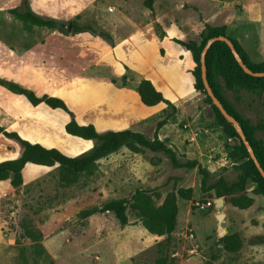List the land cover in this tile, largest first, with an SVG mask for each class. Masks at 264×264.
Returning <instances> with one entry per match:
<instances>
[{
	"label": "rangeland",
	"instance_id": "1",
	"mask_svg": "<svg viewBox=\"0 0 264 264\" xmlns=\"http://www.w3.org/2000/svg\"><path fill=\"white\" fill-rule=\"evenodd\" d=\"M152 1L149 9L146 0H0V62L24 63L46 81L58 82L82 69V61L77 62L86 53L84 46L111 44L113 37L136 26L161 27V22L175 21L189 32L188 40L202 47L209 35L206 26H226L227 16L233 19L229 31L238 27L234 24L238 19L246 23L242 39L235 41L247 61L264 62V0ZM27 6L43 18L54 19L57 26L24 25L10 12ZM254 15L256 21L251 20ZM79 34L88 40L85 37L83 42ZM51 43L56 49L54 60L49 56ZM214 57L215 53L211 62ZM88 72L102 71L94 67ZM211 76L223 100L244 121L252 141L260 144L264 158V89L234 92ZM167 115L166 123L156 129ZM227 123L200 92L175 108L165 106L142 131L148 139L157 135L168 144L181 165L163 152L144 149L132 154L122 147L113 160L95 163L72 184L59 181L58 166L17 188L9 181L0 183V264H264V187L248 178L245 192L253 202L239 209L228 203L225 184L218 182L224 179L231 184L241 173L227 157V147L239 142L235 135L225 134ZM204 151L211 152L203 158L210 174L201 186L197 168L184 163L198 161ZM11 153L0 137V159ZM171 191L177 193V227L169 237L150 234L137 209L146 201L160 206ZM207 200L212 205L205 209L195 204ZM116 201L126 205L125 225L106 209ZM228 236L233 240L226 245L223 240Z\"/></svg>",
	"mask_w": 264,
	"mask_h": 264
},
{
	"label": "crops",
	"instance_id": "2",
	"mask_svg": "<svg viewBox=\"0 0 264 264\" xmlns=\"http://www.w3.org/2000/svg\"><path fill=\"white\" fill-rule=\"evenodd\" d=\"M256 18L254 15L251 20L256 21ZM223 23L228 28L226 30L228 33L233 35V32H236L234 40L242 39L245 21L244 23L240 19L235 21L234 24H238V27L233 32L229 31L233 24L230 16H227ZM159 24L165 33L163 37L156 34L153 25H144L136 26L122 36L113 37L111 44L100 42L97 48L84 46L86 53L81 56L82 59L76 61L77 65L82 61L79 64L80 67L83 66L82 69L58 79V82L54 79H51V82L49 79L46 81L37 71L26 67L24 63H9L4 59L0 62V78L17 83L39 96L48 94L61 98L79 124H92L100 132L126 128L142 132L165 108V104L160 102L147 106L140 101L135 87L141 79L150 80L155 88L176 106L186 99L195 98L200 93L195 88V77L192 72L195 67L193 55L175 41L188 40L189 32L182 28L181 23L175 21ZM80 36H84L83 42L85 37L88 40L87 35ZM48 49L50 59L54 60L56 55L54 44L51 43ZM94 67L102 72L97 74L88 72ZM107 71L118 78L116 83L106 77ZM123 75L126 76L129 85L121 83L120 78ZM69 120V114L62 109L51 108L43 102L32 105L23 95L0 86V125L31 143H38L47 148L55 147L71 157L87 152L94 142L66 133L64 127ZM0 137L4 144L12 149V153L0 161L16 158L20 154L18 144L1 133ZM122 152L120 148L98 159L96 163L111 161L115 155ZM208 153L211 152L204 151L201 153L202 156L198 157V162L202 166L207 167L203 158ZM55 166L57 164L45 166L28 162L22 169L23 182ZM7 181L9 180H2L0 183Z\"/></svg>",
	"mask_w": 264,
	"mask_h": 264
},
{
	"label": "trees",
	"instance_id": "3",
	"mask_svg": "<svg viewBox=\"0 0 264 264\" xmlns=\"http://www.w3.org/2000/svg\"><path fill=\"white\" fill-rule=\"evenodd\" d=\"M152 0H146V6L152 9ZM10 12L23 22L24 25H34L38 27L55 28L57 23L54 19H46L35 14L28 6L24 10H20L18 7H13ZM209 35L207 39L203 41L202 47L198 45L195 40H180L175 41L188 49L195 61V67L193 75L195 77V88L206 95V100L211 102L210 97L207 95L200 76V53L206 43V41L214 36L223 35L228 37L234 44L235 50L243 60L244 64L249 67L252 71H264V62L256 65L250 64L241 47L236 43L231 33H228L226 26L221 27H208ZM155 32L159 37L164 36V31L160 25L155 24ZM215 53V57L212 60V56ZM198 62V65L196 63ZM206 74L207 80L212 88L214 94L221 101L222 105L228 113L235 117L241 125L247 140L249 141L254 154L256 155L260 165L264 169V158L261 155V148L258 142H253L250 133L243 120L238 118L232 109L227 105L221 96L217 86L213 83L212 74L219 77L223 83L225 89L238 92L240 90H247L250 92H259L264 89V76L255 77L245 73L242 68L238 65L231 50L227 44L223 41H215L211 43L205 54ZM108 70L107 68H105ZM106 77L113 83L118 81V78L112 75L109 71L106 73ZM123 85H129V81L126 76L123 75L120 78ZM2 84L9 91L23 95L30 104L37 105L41 102L45 103L51 108H59L69 114L70 120L65 124V131L68 134L81 137L83 139H90L94 142V145L90 150L79 154L77 156H67L59 149L55 147H44L38 143H31L22 137H20L14 131H8L0 125V133L13 141H15L19 148L20 154L16 158L5 159L0 161V181L9 180L10 185L13 188H17L23 184L22 169L28 162L38 165L54 166L57 164L58 178L59 181L65 185L75 183L78 179L79 174L91 168L98 159L108 156L109 154L118 151L120 148L125 147L132 153H140L144 149H148L152 152H163L168 155L174 164H178L175 153L165 144L164 141L160 140L157 135L154 138L148 139L143 132L132 130V129H121V130H106L104 132L98 131L92 124H79L72 111L68 108L66 103L59 97L42 94L37 95L32 90L20 86L17 83L7 80H0ZM136 92L140 98V101L147 106H152L157 103H164L167 107L175 108L168 99H166L160 91H158L152 82L148 79H141L135 87ZM213 104V103H212ZM215 107V105H214ZM217 112L219 110L215 107ZM222 115V114H221ZM170 115H167L163 120L156 123V129L161 128L167 121ZM225 134L229 137L235 135L239 142L235 145H229L227 151V157L234 164H237L241 173L238 179L231 183L226 184L224 179H219L218 182L225 184L224 191L228 196V203L239 209L249 207L253 199L245 192L246 181L251 178L254 181L261 182L264 187V178L259 173L252 159L249 157L248 151L243 144L242 140L236 133L232 124H228L223 128ZM181 165V164H178ZM184 166L188 168H197L199 174L202 176L201 186L206 182L207 176L210 174L209 170L204 168L198 161L192 160L184 163ZM189 192V191H188ZM178 194H181L178 191ZM190 196V195H189ZM188 197V195H187ZM106 209L113 212L118 222L122 225L128 223V217L126 214V205L122 201H116L111 205H107ZM139 220L143 227L153 235L169 237L177 227V193L174 191L168 192L158 207L147 205L140 206L138 209ZM229 240H233V237H225L224 242L228 243ZM163 262V260H162Z\"/></svg>",
	"mask_w": 264,
	"mask_h": 264
},
{
	"label": "water",
	"instance_id": "4",
	"mask_svg": "<svg viewBox=\"0 0 264 264\" xmlns=\"http://www.w3.org/2000/svg\"><path fill=\"white\" fill-rule=\"evenodd\" d=\"M215 41H223L227 44V46L229 47V49L231 50L235 60L237 61L238 65L242 68V70L252 76L255 77H263L264 76V71H252L249 67L246 66V64H244L243 60L241 59V57L239 56L238 52L235 50L234 48V44L232 43V41L230 39H228V37L223 36V35H218V36H214L209 38L206 43L204 44L201 53H200V76H201V81L203 83L204 89L207 93V95L210 97L213 105H215V107L219 110V112L222 114V116L232 124V126L234 127L236 133L238 134V136L240 137V139L242 140L243 144L245 145L249 157L252 159L253 163L255 164L256 168L258 169L259 173L261 174V176L264 178V169L262 168V166L260 165L256 155L254 154V151L249 143V141L246 138V135L241 127V125L239 124L238 120L233 117L230 113H228L226 111V109L224 108V106L222 105L221 101L218 99V97L214 94L212 88L210 87L208 80H207V74H206V64H205V54L207 49L209 48V46L211 45V43L215 42ZM217 205H222L221 203H217Z\"/></svg>",
	"mask_w": 264,
	"mask_h": 264
},
{
	"label": "built area",
	"instance_id": "5",
	"mask_svg": "<svg viewBox=\"0 0 264 264\" xmlns=\"http://www.w3.org/2000/svg\"><path fill=\"white\" fill-rule=\"evenodd\" d=\"M195 204H196L197 207L205 209V208L211 206L212 202L209 201V200H207L205 202L196 201Z\"/></svg>",
	"mask_w": 264,
	"mask_h": 264
}]
</instances>
